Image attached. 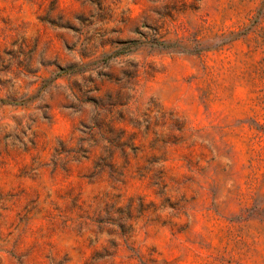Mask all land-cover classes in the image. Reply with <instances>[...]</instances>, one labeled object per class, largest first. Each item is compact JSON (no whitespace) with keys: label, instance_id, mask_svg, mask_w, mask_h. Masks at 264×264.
<instances>
[{"label":"rangeland","instance_id":"1","mask_svg":"<svg viewBox=\"0 0 264 264\" xmlns=\"http://www.w3.org/2000/svg\"><path fill=\"white\" fill-rule=\"evenodd\" d=\"M0 264H264V0H0Z\"/></svg>","mask_w":264,"mask_h":264}]
</instances>
